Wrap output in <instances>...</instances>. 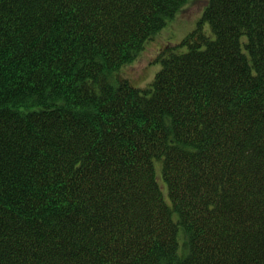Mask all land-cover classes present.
<instances>
[{"label":"trees","instance_id":"trees-1","mask_svg":"<svg viewBox=\"0 0 264 264\" xmlns=\"http://www.w3.org/2000/svg\"><path fill=\"white\" fill-rule=\"evenodd\" d=\"M187 1L0 0V264H264V0L123 73Z\"/></svg>","mask_w":264,"mask_h":264},{"label":"rangeland","instance_id":"rangeland-1","mask_svg":"<svg viewBox=\"0 0 264 264\" xmlns=\"http://www.w3.org/2000/svg\"><path fill=\"white\" fill-rule=\"evenodd\" d=\"M209 0H188L180 9L177 15L172 18L168 25L165 26L163 31L157 36V38L149 43L146 48V52L139 57L131 66L125 67L123 73L126 77H130L131 82L136 87H143L146 79L151 76L149 82L154 78L155 74L162 67V63L158 60L155 64L150 66L154 57L164 50L169 41H174L175 38L180 36L181 40L188 33L192 32L198 27V23L203 15L205 5ZM208 27V26H207ZM180 35V36H178ZM180 40V41H181ZM124 75V76H125Z\"/></svg>","mask_w":264,"mask_h":264}]
</instances>
